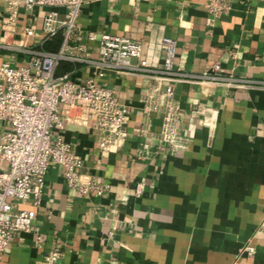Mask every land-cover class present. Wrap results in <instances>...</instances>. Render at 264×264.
Here are the masks:
<instances>
[{"label": "crops", "instance_id": "1", "mask_svg": "<svg viewBox=\"0 0 264 264\" xmlns=\"http://www.w3.org/2000/svg\"><path fill=\"white\" fill-rule=\"evenodd\" d=\"M205 1L85 0L76 36L90 59L73 49L57 74L78 83L95 78L113 89L129 108L127 137L102 152L85 127L55 130L53 140L68 143L81 160L82 179L106 192L81 197L63 169L50 166L35 230L16 233L1 264H49L55 249L63 252L57 264H264V87L175 84L189 147L172 156L156 138L161 116L142 109L151 81L110 70L96 75L100 38L114 34L141 42V56L153 68L162 65L161 39L169 37L176 41V68L200 74L218 65L224 75L264 83V0H228L230 10L211 25ZM5 6L0 0V64L22 67L32 50H60L62 33L46 39L42 30L49 8L22 6L5 39ZM201 108L212 115L211 127L191 117ZM10 129L0 122V137ZM7 168L0 159V173Z\"/></svg>", "mask_w": 264, "mask_h": 264}, {"label": "built area", "instance_id": "2", "mask_svg": "<svg viewBox=\"0 0 264 264\" xmlns=\"http://www.w3.org/2000/svg\"><path fill=\"white\" fill-rule=\"evenodd\" d=\"M85 0H5V17L2 27L4 38L12 37L18 23L20 8H49L42 22L46 39L62 33V46L58 52L30 51L26 66L15 67L11 63L0 64V122L11 129L0 137V159L8 165L0 173V264L2 253L19 232L35 230L33 222L41 206L48 168L63 169L68 186L81 197L102 196L106 186L93 179H82V162L71 146L61 140H53L55 130L66 125L82 126L97 136L98 147L109 152L120 147L126 137L125 126L129 108L120 103L116 92L96 83L90 78L83 83L72 80L69 74L58 75L62 61L73 58V49L85 51L81 38L76 36L77 19ZM207 25L221 18L230 10L228 0H206ZM57 9H64L63 13ZM27 36L34 30L26 29ZM93 39V38H92ZM76 41V47L71 43ZM164 51L159 68L150 67L142 58V44L126 37L103 34L98 49V72L116 71L140 76L151 83L141 96L142 109L146 115L161 116L157 140L161 150L172 156L184 153L189 147V138L182 133L184 116L174 96L175 84L212 85L241 89L264 87L263 82L243 80L224 75L218 65L200 74L187 73L175 67L176 41L161 39ZM197 109L191 117L200 125L212 126V115ZM140 134L142 130L138 131ZM142 191V184L136 194ZM20 202L30 207L21 208ZM63 256L60 249L48 256L49 264H57Z\"/></svg>", "mask_w": 264, "mask_h": 264}, {"label": "trees", "instance_id": "3", "mask_svg": "<svg viewBox=\"0 0 264 264\" xmlns=\"http://www.w3.org/2000/svg\"><path fill=\"white\" fill-rule=\"evenodd\" d=\"M61 32H59L55 37H60L61 36V34H60ZM54 38V37H53Z\"/></svg>", "mask_w": 264, "mask_h": 264}]
</instances>
